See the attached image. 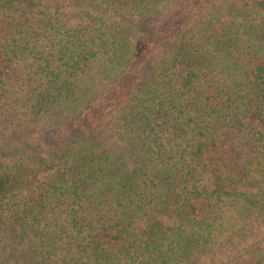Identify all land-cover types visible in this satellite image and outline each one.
Returning <instances> with one entry per match:
<instances>
[{
	"label": "trees",
	"instance_id": "trees-1",
	"mask_svg": "<svg viewBox=\"0 0 264 264\" xmlns=\"http://www.w3.org/2000/svg\"><path fill=\"white\" fill-rule=\"evenodd\" d=\"M0 264H264V0H0Z\"/></svg>",
	"mask_w": 264,
	"mask_h": 264
}]
</instances>
